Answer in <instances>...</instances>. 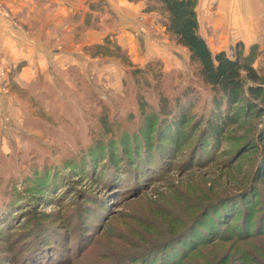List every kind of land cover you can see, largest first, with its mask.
<instances>
[{
    "label": "rangeland",
    "instance_id": "1",
    "mask_svg": "<svg viewBox=\"0 0 264 264\" xmlns=\"http://www.w3.org/2000/svg\"><path fill=\"white\" fill-rule=\"evenodd\" d=\"M197 2L214 53L234 57L253 40L264 65V0ZM106 3L110 36L125 35L120 44L144 70L138 80L115 59H104L111 69L102 75L72 78L6 82L3 67L0 264H131L139 255L133 264H264V235L233 237L264 223V116L243 117L217 141L193 128L212 94L189 50L151 3L129 6L136 15L123 28ZM187 88L197 90L194 115L185 139L165 148L168 133L159 120L147 127L141 100L150 114ZM222 213L236 214L229 226ZM216 230L225 240L203 241Z\"/></svg>",
    "mask_w": 264,
    "mask_h": 264
},
{
    "label": "trees",
    "instance_id": "2",
    "mask_svg": "<svg viewBox=\"0 0 264 264\" xmlns=\"http://www.w3.org/2000/svg\"><path fill=\"white\" fill-rule=\"evenodd\" d=\"M128 1L131 3L152 4L149 6L148 11L159 12L163 16L166 32L174 37L176 44L182 45L189 50L190 63L194 66L197 65L198 76L202 79L204 85L209 88L212 94L211 112L209 116H206L205 113L202 114L198 121L192 125L193 128L205 126V136H209L213 141H217L226 133L229 127L238 125V122L243 117L258 119L264 116V65L256 66V61L263 55V52L258 49L257 45L251 46L248 54H245L242 48V51H237L234 57L229 56L225 51L214 53L212 48L209 47L206 38L200 33V23L197 17V0ZM87 2L90 6V11L86 14L84 24L78 28L80 31L99 29L101 27V17L108 7L105 0H88ZM84 52L92 57L121 61L125 66L130 68V73L137 80L140 76L139 73L144 71L132 63L129 52L110 35H108L102 44L85 47ZM150 66L149 63V69ZM197 97V90L187 88L181 93V97L172 99L173 102L167 96L161 98L159 110L155 112L151 110L150 114L144 111L146 103L144 99L141 100L140 110L142 116H146L147 127L150 130L155 128L154 126L159 120V124L161 126L163 124L162 135L164 136L168 133L167 140H165L168 143L162 142L161 144L165 148L170 146L176 147L177 144H180L179 141L184 136L185 129L194 115ZM262 135H264V130ZM170 142H173L172 145ZM41 189L42 191H50L51 184L44 180ZM219 201L221 202L223 199ZM248 213H251V211ZM248 213L246 220L250 222V214ZM219 216L222 218L221 221H224L221 223L229 226L236 214L231 219H226L227 217H225L224 213L219 214ZM263 226L264 223L256 232L250 229L243 230V233L235 232V236L233 237L247 241L260 235L262 236L264 235ZM217 230L216 233L213 231L214 234L209 239L203 241L211 244L212 242H216V240H225L222 235H218ZM194 246L189 245L187 247L194 248ZM145 251L147 253L153 252L152 249ZM139 256H130L128 257V261L131 264L137 263L139 262ZM186 257L185 253L182 257L183 260ZM126 261L124 260L123 264H128L124 263ZM179 261L174 259L168 264H181L182 262ZM62 264H69V261L62 262Z\"/></svg>",
    "mask_w": 264,
    "mask_h": 264
},
{
    "label": "crops",
    "instance_id": "3",
    "mask_svg": "<svg viewBox=\"0 0 264 264\" xmlns=\"http://www.w3.org/2000/svg\"><path fill=\"white\" fill-rule=\"evenodd\" d=\"M87 1L0 0V68L9 72L6 82L72 78L73 72L82 77L102 75L110 70V63L103 58L84 52L87 46L102 44L112 32L106 20L108 14L102 15L99 29H78L90 11ZM106 1L124 24L122 28L125 17L136 15V11L131 15L129 6L142 5L128 0ZM117 36L119 43H126L125 35ZM253 43L245 45V54Z\"/></svg>",
    "mask_w": 264,
    "mask_h": 264
},
{
    "label": "built area",
    "instance_id": "4",
    "mask_svg": "<svg viewBox=\"0 0 264 264\" xmlns=\"http://www.w3.org/2000/svg\"><path fill=\"white\" fill-rule=\"evenodd\" d=\"M2 11H3V8L0 6V12H2ZM6 74H7V71L3 67H1L0 68V76L5 78Z\"/></svg>",
    "mask_w": 264,
    "mask_h": 264
}]
</instances>
